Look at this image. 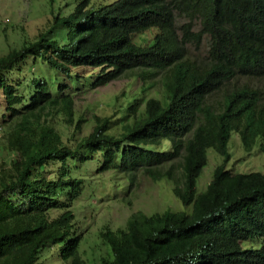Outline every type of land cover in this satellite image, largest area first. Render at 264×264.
I'll use <instances>...</instances> for the list:
<instances>
[{
    "label": "trees",
    "instance_id": "trees-1",
    "mask_svg": "<svg viewBox=\"0 0 264 264\" xmlns=\"http://www.w3.org/2000/svg\"><path fill=\"white\" fill-rule=\"evenodd\" d=\"M92 1L76 0L73 13L56 18L67 44L39 32L0 57L2 146L13 157L0 166V264H43L52 250L54 264H87L74 209L87 182L79 173L92 162L111 174L115 192L131 196L148 177L172 183L192 208L136 212L123 228L105 227L107 254L95 264H264V173L227 168L233 134L246 152L264 154V0H115L90 10ZM206 36L207 56L191 55L189 45L200 48ZM31 59L47 64L53 81L23 83ZM124 78L143 93L161 84L164 95L89 116L67 93ZM57 125L73 127L72 136ZM209 150L223 163L199 194Z\"/></svg>",
    "mask_w": 264,
    "mask_h": 264
},
{
    "label": "rangeland",
    "instance_id": "rangeland-1",
    "mask_svg": "<svg viewBox=\"0 0 264 264\" xmlns=\"http://www.w3.org/2000/svg\"><path fill=\"white\" fill-rule=\"evenodd\" d=\"M114 1L93 0L89 8L90 10L97 9L100 5L104 6ZM76 6V0H0V57L7 55L13 49H20L28 42L35 41L39 32L49 34L52 39L58 41L61 45L67 44L68 30L63 25L56 26L55 20L58 17H68L75 11ZM184 22V20L178 21L180 25ZM199 29L200 24L197 21L195 30ZM209 42V37L206 36L200 48L189 45L190 54L205 58ZM21 74L22 81L27 80L23 82L25 84L32 77L48 78L49 82L54 79L53 71L42 60H28V63L22 66ZM18 77L19 75H15L13 79L16 81ZM160 85L143 93L138 80L124 78L97 89H91L89 84L84 86L82 82L76 83L67 93L75 97V106L78 111L87 113L89 116L94 114L109 116L118 108L128 106L130 102L137 100V98H162L164 91L162 85ZM49 89L54 95L61 96L56 87L49 85ZM18 93L22 95L27 92L20 88ZM3 102L4 99L0 95V103L3 104ZM3 111L4 106L0 114ZM56 128L63 131L68 137H71L74 131L73 127L64 128L63 125H57ZM6 130L7 128L2 126L0 120V166L3 162H9L13 159L12 155L7 154L2 146L4 145ZM75 138L77 137L75 136ZM229 151L232 158L227 168L233 173H264V154L258 150V147H255L252 153L246 152L241 144L240 137L233 134L229 143ZM208 158L209 162L197 181L199 194L207 189L216 167L223 163V158L214 150L208 151ZM98 168V163L92 162L79 173V176L87 179V182L85 193L75 203L74 209L77 215L78 228L80 231H85L80 255L87 264H95L107 254V250L100 239V232L105 227H110L113 230L123 228L127 219L136 212L151 215L163 213L167 210L188 213L192 211V208L184 207L174 195L173 184L170 182L155 183L148 177H142L135 193L131 196H125V191L115 192L111 189L109 183L112 179L111 174H98ZM75 173L77 175V172ZM124 185L126 189L128 183L124 182ZM92 196L96 198L93 197L92 199ZM124 197L132 201L131 205L122 201ZM251 246L250 242L243 244L246 249H251ZM257 246L254 249L260 248L259 245ZM54 252V250L51 252L46 251L43 254L44 257L41 263L54 264L56 260Z\"/></svg>",
    "mask_w": 264,
    "mask_h": 264
}]
</instances>
